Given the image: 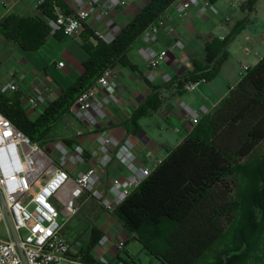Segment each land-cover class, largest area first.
Here are the masks:
<instances>
[{
    "label": "trees",
    "instance_id": "trees-1",
    "mask_svg": "<svg viewBox=\"0 0 264 264\" xmlns=\"http://www.w3.org/2000/svg\"><path fill=\"white\" fill-rule=\"evenodd\" d=\"M174 1L146 0L140 11L107 44L85 28L83 48L88 56L83 62V73L71 86L63 89L34 118L22 108L18 93L0 91V112L45 148L51 140L53 125L104 68L116 64L135 68L127 58L128 49ZM255 2L246 0V8L252 11ZM40 8L46 16H53L55 8L68 12L66 0H44ZM43 26L48 32L45 23ZM243 26L244 21H239L229 36L222 40L213 38L206 43L205 67L185 79L209 81L214 78L227 58L228 43ZM2 28L7 39L27 48L13 17L4 19ZM91 37L95 42L89 40ZM145 112V109L137 111L131 120L134 122ZM262 142L264 56L209 113L202 116L186 138L116 208L113 216L124 231L135 234L161 264H264V160L258 164L260 167L257 166L260 170L253 169L256 172L249 170L247 163ZM237 171L254 176L249 196L260 197L259 200L254 199V203L248 200L243 205L233 199V178ZM230 226L233 229L226 247L202 262L204 255ZM100 235L97 229L90 228L89 242L81 252L84 256ZM151 246L156 247V252ZM85 260L93 261L91 258Z\"/></svg>",
    "mask_w": 264,
    "mask_h": 264
},
{
    "label": "crops",
    "instance_id": "crops-1",
    "mask_svg": "<svg viewBox=\"0 0 264 264\" xmlns=\"http://www.w3.org/2000/svg\"><path fill=\"white\" fill-rule=\"evenodd\" d=\"M36 1L0 0V87L14 81L21 95L32 94L35 87L49 88L44 91L45 105L36 111L26 112L31 118L38 116L63 89L77 80L84 71L83 62L88 56L83 48L85 28L72 36H63L60 33L56 36L49 35L43 26L44 21L42 19L39 21L34 11ZM145 2L146 0H127L126 5L114 12L115 22L120 27L126 25ZM213 3L220 11L219 18L211 15L198 17L197 7L190 8L183 18H178L173 3L168 6L161 15L162 23L157 31V39L152 45L155 50H168L167 60L160 67L149 68L138 54V47L142 45L139 38L126 53L130 64L135 68L115 65L119 101L107 107V118L96 131L112 135L118 141L128 139L134 146L136 162L139 165L153 167L155 160H163L192 131L195 125L190 123L189 117L181 110V102L193 108L204 107L206 114L209 113L242 78L241 66L244 64L250 68L264 56L262 43L264 35L260 33L248 35L246 26L241 32L246 45L238 48L233 41L234 38L228 43L227 58L214 78L200 83L191 91L182 89L176 76L185 78L195 70L205 67L206 43L213 38L220 40L225 38L231 32L232 26L236 25L232 23L234 19L238 23L244 21L246 15H250V19L254 18L253 11L246 8V0H236L235 3L228 5L223 0H216ZM66 4L67 13H70L72 10L70 0H66ZM57 11L61 10L55 8L54 12ZM8 17H13L20 32V39L26 43L27 48H22L5 37L2 22ZM222 17H227L228 20ZM171 28L173 31H170ZM175 39L183 43V49L174 46ZM89 40L95 42L92 37ZM186 58L191 60L188 69L181 67ZM58 62H63V66L58 67ZM165 73L173 76L171 82L162 80ZM142 109L146 112L133 122L131 120L133 115ZM203 115L205 114L200 115V119ZM77 129L84 131L80 138L75 137ZM95 137V131H90L65 113L53 125L52 141H49L45 148L51 146L53 141L59 140L68 145L77 141L90 149L96 146ZM103 173L106 177L128 174L115 159ZM87 202L90 204H86ZM77 203L80 206L78 214L63 225L61 232L67 239L71 241L77 239L83 243L80 252L89 242L92 227L100 232V237L108 236L110 241L108 245L124 235V229L113 214L104 213L94 201L87 200L85 194L81 195ZM84 205L88 212L94 208L97 215L96 220L93 223L88 222L87 225L84 221L76 222L77 218L80 219V214H84L81 211ZM132 240H137L133 233L125 242L123 254L115 257L105 247H98L96 243L88 251L87 256L82 253L81 255L84 259H95L100 254H105L112 263L139 264L136 256L130 255L126 249ZM76 253V250H71L72 255ZM156 260L161 264L160 259L156 257Z\"/></svg>",
    "mask_w": 264,
    "mask_h": 264
},
{
    "label": "built area",
    "instance_id": "built-area-1",
    "mask_svg": "<svg viewBox=\"0 0 264 264\" xmlns=\"http://www.w3.org/2000/svg\"><path fill=\"white\" fill-rule=\"evenodd\" d=\"M43 1L35 2L34 11L44 21L49 35L72 36L88 28L96 39L106 44L121 30L114 20V12L127 3V0H70V13L57 11L53 16H46L40 8ZM173 6L178 18H183L192 7H197L198 17H221L219 9L210 0H175ZM161 23L162 16H159L139 36L142 45L138 47V54L151 69L160 67L168 57L167 49L152 47ZM262 43L264 45V39ZM174 46L184 48L179 39L174 40ZM190 65L191 60L186 58L181 67L188 69ZM57 66L62 67L63 62H58ZM248 69L247 65L241 66L242 76ZM176 77L184 91H191L206 82L204 78ZM172 79L173 76L167 73L162 76L164 82ZM48 89L35 87L32 94L21 95L14 81L0 87L3 93H18L26 112L45 105L44 91ZM118 101L116 68L106 67L69 106L67 114L96 132V146L90 149L77 141L68 145L55 140L48 152L0 112V221L7 223V237H0V264H116L105 254L92 262L86 261L80 252L81 241L67 239L61 229L78 214L77 200L82 194L111 215L162 162L155 160L151 168L139 165L134 146L128 139L118 141L112 135L96 131L107 118V107ZM180 108L192 125L198 123L201 114H206L204 107L193 108L184 102L180 103ZM83 135L82 129L75 131L76 138ZM114 159L128 172L126 176L104 175L103 171ZM131 234L124 232L110 245L108 236L102 235L96 244L115 257L124 250ZM71 250L77 253L72 255Z\"/></svg>",
    "mask_w": 264,
    "mask_h": 264
},
{
    "label": "rangeland",
    "instance_id": "rangeland-1",
    "mask_svg": "<svg viewBox=\"0 0 264 264\" xmlns=\"http://www.w3.org/2000/svg\"><path fill=\"white\" fill-rule=\"evenodd\" d=\"M223 2L228 5L230 3H235L236 0H223ZM252 11H253L254 18L250 19V15H246L244 17V27L234 36V39H233V41L235 42V45L240 49L246 45L245 41H243L242 33H241L242 30L246 26L248 29L247 31L248 35L252 33L254 34L260 33L264 35V0H256V2L253 5ZM232 23L233 25H235L237 23L236 19H234ZM230 33H228L226 37L229 36ZM49 146L50 145L47 146L48 152L51 151L50 150L51 146L50 147ZM263 160H264V142H262L251 154L247 162L249 164V170L253 172L260 170V168H258L260 167L258 166V164L261 163ZM253 169H256V171H254ZM262 169L264 171V168ZM252 177L254 176L246 175L245 171H242V172L237 171L236 175L233 178V183H234L233 199L240 202L241 204L243 203V205L247 204L248 200H249V203H252V202L254 203V199L259 200L260 198V197H250L249 196V191L252 188L251 186L254 184V181L252 182L251 180ZM54 204L58 206L56 202H54ZM86 204H90V203L87 202ZM85 206L86 205H84L81 209V211L84 212V214H80V219L77 218L76 222L84 221L87 225L88 222L93 223V221L96 220L97 215L93 210L94 208L88 212ZM232 229H233V226H230L226 230L224 236L219 241H217L216 244L212 247V249H210L204 255L202 262L210 260L217 252L222 251L226 247V245L229 243ZM0 237L2 238L7 237V223L4 220L0 221ZM83 246L85 247V245ZM157 246H159V243ZM155 248L151 246V249L154 252H156ZM126 249L128 250V253L130 255L136 256L137 263L139 264H149V263L159 264L158 261L156 260V256L153 255L148 249L145 248L146 249L145 250L143 248V245L140 242H138V240H132L130 242V245ZM121 253L123 254V251Z\"/></svg>",
    "mask_w": 264,
    "mask_h": 264
}]
</instances>
